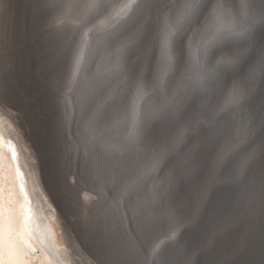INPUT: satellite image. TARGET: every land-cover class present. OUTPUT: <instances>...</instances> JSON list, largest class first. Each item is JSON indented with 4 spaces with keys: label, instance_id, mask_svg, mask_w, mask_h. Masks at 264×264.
Masks as SVG:
<instances>
[{
    "label": "snow or ice",
    "instance_id": "snow-or-ice-1",
    "mask_svg": "<svg viewBox=\"0 0 264 264\" xmlns=\"http://www.w3.org/2000/svg\"><path fill=\"white\" fill-rule=\"evenodd\" d=\"M34 15L54 42L91 26L114 50V77L141 97L153 86L155 108L129 114L130 89L109 95L108 78L93 77L69 120L77 131L84 124L80 139L64 131L68 118L49 89L68 165L80 180L95 175L121 193L109 203L110 191L83 222L95 264H264V0H37ZM11 29L10 5L0 0V108H9L17 91ZM114 113L124 114V142L150 154L151 169L117 146L94 144L92 133ZM153 181L161 183L144 195ZM130 202L137 205L131 216ZM14 220L0 183V264L31 256Z\"/></svg>",
    "mask_w": 264,
    "mask_h": 264
},
{
    "label": "bare ground",
    "instance_id": "bare-ground-1",
    "mask_svg": "<svg viewBox=\"0 0 264 264\" xmlns=\"http://www.w3.org/2000/svg\"><path fill=\"white\" fill-rule=\"evenodd\" d=\"M90 27L79 32L81 34L79 44L78 41L75 42L76 31L63 35L62 39L55 42L48 37L42 43L43 56L38 57L40 66L35 80L40 85L46 108L51 107L50 88L53 96L62 95L61 103H64L71 95L72 81L75 83L79 73L94 64L95 55L89 57L90 54L87 53L93 38L95 39V32H90ZM200 42L199 40L193 43V52ZM69 45L70 52L67 51ZM107 54L105 58L101 56L98 58L107 60L106 72L111 67L109 64L112 63L109 60L110 52ZM77 60H79V70L76 67ZM61 76L62 90L56 93L55 89ZM156 82L158 83L157 77ZM113 90L111 86L109 95L113 94ZM137 105L139 101L134 103L133 107ZM69 110L70 115L64 108L61 112L66 113V116L69 115L70 120L73 110L71 107ZM44 115V120H47L51 124V129L55 131L56 114L47 110ZM70 126L69 121L65 122L66 133L69 132ZM101 126L104 129L101 137L108 142L103 145H113L112 130L108 131V124ZM47 138L41 140L39 134L33 130L29 119L23 114L14 112L10 108H0V183L4 186L5 195L10 196L13 201L15 227L17 231L24 233L28 241V251L31 252V256L25 260V264H95V261L91 260H94L96 250L84 231V220L81 215H74L73 211L84 214L91 209L93 213L100 198L97 196L95 199V195L89 191L84 192L83 196L80 194L84 181L75 174V167L68 165L56 131L51 132ZM47 141L53 146L51 151L47 150ZM139 151L136 149L129 155L139 159ZM58 172L59 179L56 177ZM68 175L71 177L68 178Z\"/></svg>",
    "mask_w": 264,
    "mask_h": 264
},
{
    "label": "rangeland",
    "instance_id": "rangeland-1",
    "mask_svg": "<svg viewBox=\"0 0 264 264\" xmlns=\"http://www.w3.org/2000/svg\"><path fill=\"white\" fill-rule=\"evenodd\" d=\"M8 3L10 5V12L12 16V44L14 49V54L16 57V93L13 97L11 106L9 107L12 111L18 112L19 114H23L25 118L29 119V121L32 124L33 130L36 131L39 134V137L41 140L48 139L51 132H55L51 129V124L48 123L47 120H44L43 116L47 112V110H50L54 114H56L52 110V105L50 108L45 107V100L44 96L41 93L40 85L36 82L37 77V71L40 66V63L38 62V57L43 56L41 45L42 43L49 37L44 32L39 31L36 26V17L34 15V6L37 3V0H8ZM75 23V21H73ZM85 29V28H84ZM82 29V30H84ZM60 31H63L62 29H58ZM80 31L76 34V40L79 44V34ZM74 31L65 32L63 35L72 34ZM199 37L196 38V41H199ZM102 43L96 38L95 33V39L93 38V41L91 42V46H89V50L87 53L90 54L89 57H92L95 55V62L93 65H91V72H89V68L87 67L85 71H81L83 73V77H81V73H79V77H77V81L73 83L72 81V90L71 95L68 97L67 101H64V103H61L62 95H59L60 97V109L64 108L66 112L70 115L71 112L69 110V107L72 108V110L78 111L79 109V95L82 89H85L88 87L93 79V77H106L108 78L110 85L112 86L113 94L116 95L117 93L123 94L124 92H128L130 89V95L128 96V106H129V114L133 109H148V108H155V104L151 100V96L153 94V86L149 85L146 88V94L141 97V95L137 92V87L135 85L129 86L124 78H116L113 76V70L115 67V61H114V50L108 51L105 50ZM110 52L109 60H111V64H109L111 67L106 72V64L107 60L102 59L105 58V55H108L107 53ZM99 56H101V59H98ZM88 57V59H89ZM154 81H156V76L153 77ZM179 77L177 78V82H179ZM158 80V77H157ZM161 101L165 98L163 96L160 97ZM139 101V105L137 107H133L134 103H137ZM69 115L67 118H69ZM69 119H66L65 122H68ZM125 116L123 113L113 114L112 122L108 124V131L112 130L114 134L113 146H117L120 150L125 151L127 154H129L131 151L136 150V148L132 147L130 148L129 145H127L124 142V136L126 135L125 132ZM71 127L69 130L77 134V139L81 138V133L84 132L83 123L79 125V131L74 130ZM100 125L98 128L95 129V131L92 133L94 135L95 140L94 144L99 147L102 146L103 143L106 142L105 138L101 137L104 134V129ZM106 131V130H105ZM100 137V138H99ZM45 140V141H46ZM101 143V145H99ZM112 145V144H111ZM47 150L51 151L53 149L52 144H48V141L46 143ZM138 150V149H137ZM140 150V149H139ZM138 150V151H139ZM84 149L81 147V155H83ZM74 156L75 152L73 151ZM139 155V161L140 166L142 168H148L151 169L152 163L144 162L141 156V151L138 152ZM73 156V157H74ZM141 156V157H140ZM92 159H95V155L93 154ZM141 158V159H140ZM59 172L57 173V178L59 179ZM53 175L55 173L53 172ZM71 175H68V178H70ZM61 179V178H60ZM159 185V181H153L150 183L145 190L144 195L151 196L153 194L154 188L153 185ZM92 193V195H95V199H97V196H99V203L105 198L108 197V193L111 191V197L108 198V202L111 203L113 200L120 202V191H112L111 185L109 183L103 182L102 179L95 178V175L93 178H90L87 182H83L82 189L80 194L83 196L84 192ZM137 205L135 202L127 203V208L129 212V216H131L132 211L136 209ZM96 211V209H95ZM123 211V208L121 209ZM73 214L76 216L81 215L82 219L85 220L88 217V213L73 211ZM83 214V216H82ZM95 212H93V215ZM173 226L169 225L168 227V235H171V228ZM164 237H161V240H163ZM94 261V260H91Z\"/></svg>",
    "mask_w": 264,
    "mask_h": 264
},
{
    "label": "water",
    "instance_id": "water-1",
    "mask_svg": "<svg viewBox=\"0 0 264 264\" xmlns=\"http://www.w3.org/2000/svg\"><path fill=\"white\" fill-rule=\"evenodd\" d=\"M164 101H165V99L162 102H164ZM227 104H228V98H227V94H225V97L220 101L221 108L226 107ZM220 115H222V111L220 109H217L216 112H215V117L219 118ZM231 119L233 120V122L235 124L238 125L239 122H240V119H241V114L238 113V112H234L232 114V116H231ZM140 151H141L142 159H143L144 162H148V163H152L153 162L150 154L145 156L143 150L140 149ZM167 179H168L167 175H165L164 177L161 178L162 181H166ZM159 183H161V181H159Z\"/></svg>",
    "mask_w": 264,
    "mask_h": 264
}]
</instances>
